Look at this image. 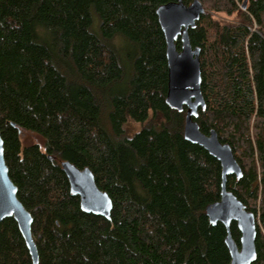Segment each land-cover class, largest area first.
<instances>
[{"label":"trees","instance_id":"trees-1","mask_svg":"<svg viewBox=\"0 0 264 264\" xmlns=\"http://www.w3.org/2000/svg\"><path fill=\"white\" fill-rule=\"evenodd\" d=\"M170 1L0 0V134L39 264H230L224 226L205 215L220 165L165 104L155 10ZM200 1L209 12L188 31L201 49L196 122L241 168L226 187L255 215L253 264H264V0ZM61 161L91 170L109 221L80 210ZM0 264H32L12 219L0 223Z\"/></svg>","mask_w":264,"mask_h":264},{"label":"water","instance_id":"water-1","mask_svg":"<svg viewBox=\"0 0 264 264\" xmlns=\"http://www.w3.org/2000/svg\"><path fill=\"white\" fill-rule=\"evenodd\" d=\"M247 0L241 4L245 10ZM200 0L189 5L180 0L160 5L155 10L165 41L167 66V91L165 104L177 112L185 111L183 136L186 141L205 150L218 161L221 168L219 200L208 205L205 215L211 225L220 223L226 230L224 244L230 264H253L257 259L255 215L248 212L237 197L227 189V178L242 177V171L231 148L219 141L217 133L200 131L196 122L198 111L205 109L201 92V67L199 47H192L188 31L193 29L205 12ZM176 41L180 48L177 50ZM60 168L67 179L71 195L78 197L80 210L86 214L110 220L112 201L100 190L95 177L87 167L78 168L69 161H61ZM12 219L24 240L32 264H39V256L32 234L33 218L17 198V188L9 176L4 159V142L0 134V223ZM235 223L239 232L238 243L233 239L230 226Z\"/></svg>","mask_w":264,"mask_h":264},{"label":"rangeland","instance_id":"rangeland-1","mask_svg":"<svg viewBox=\"0 0 264 264\" xmlns=\"http://www.w3.org/2000/svg\"><path fill=\"white\" fill-rule=\"evenodd\" d=\"M205 7V6H204ZM206 9V8H205ZM205 12H209L207 9L205 10ZM204 12V13H205ZM213 16L215 17V18H217V19H225V20H230V21H234V18L232 17V18H230V17H226L225 15H214L213 14ZM139 128H138V125H136V124H129V125H127L126 126V132H133V131H137ZM34 140H31V142H33Z\"/></svg>","mask_w":264,"mask_h":264}]
</instances>
